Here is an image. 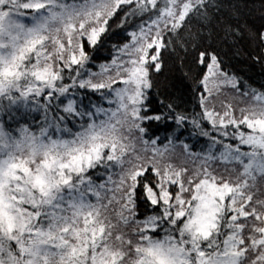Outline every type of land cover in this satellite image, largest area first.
<instances>
[{
    "label": "snow or ice",
    "instance_id": "obj_1",
    "mask_svg": "<svg viewBox=\"0 0 264 264\" xmlns=\"http://www.w3.org/2000/svg\"><path fill=\"white\" fill-rule=\"evenodd\" d=\"M0 264H264V0H0Z\"/></svg>",
    "mask_w": 264,
    "mask_h": 264
},
{
    "label": "trees",
    "instance_id": "obj_2",
    "mask_svg": "<svg viewBox=\"0 0 264 264\" xmlns=\"http://www.w3.org/2000/svg\"><path fill=\"white\" fill-rule=\"evenodd\" d=\"M250 75H252L253 79L258 80V74H256V73H250Z\"/></svg>",
    "mask_w": 264,
    "mask_h": 264
}]
</instances>
